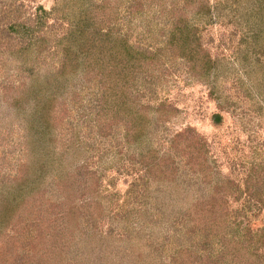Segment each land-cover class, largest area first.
<instances>
[{
    "label": "rangeland",
    "instance_id": "1",
    "mask_svg": "<svg viewBox=\"0 0 264 264\" xmlns=\"http://www.w3.org/2000/svg\"><path fill=\"white\" fill-rule=\"evenodd\" d=\"M55 1L0 0V264H188L194 259L205 264L206 248L214 254L220 250L218 238L207 232L214 227H194L183 215L208 184L190 180L192 189H178V196L169 188L155 193L164 188L157 184L143 190L144 180L135 179V174L137 152L145 144L131 143L136 144L131 145L134 156L125 149L109 150L112 145L105 137L109 119L103 115L106 103L96 78L83 83L80 74L66 76L65 90L52 104L49 153L64 157V166L54 170H64L63 178L71 176L72 186L57 190L49 176L32 189L19 178L33 173L25 164L30 158L24 151L25 140H30L25 117L29 104L20 98L21 84L33 90L46 85L61 60L59 52L48 50L62 44L56 40L66 26L56 21L55 13L34 28L32 34L41 39L38 54L28 43L30 28L38 7L49 10ZM72 1L83 6L93 0ZM129 2L111 0L110 8L118 6L122 13ZM162 2L161 12L153 5L136 12L126 30L128 43L141 54L148 53L145 48L156 51L140 60V67H130L127 94L133 108L149 113L150 141L166 149L167 140L185 127L205 141L212 179H233L237 186L227 199V228L245 237L253 249L264 234V212L259 208L264 188V37L256 33L245 39L243 32L247 26L259 29L264 0H200L205 13L193 4L184 8L183 17L197 28L198 44L225 59L209 74L212 95L204 79L190 75L179 48L166 43L169 19L178 14L169 11L171 0ZM216 96L221 100L228 96L229 103L218 108ZM214 113L220 114L218 121ZM148 139L146 135L147 144ZM151 195L168 196L160 204L162 199L156 202ZM184 246L193 250L192 256L186 257Z\"/></svg>",
    "mask_w": 264,
    "mask_h": 264
},
{
    "label": "trees",
    "instance_id": "2",
    "mask_svg": "<svg viewBox=\"0 0 264 264\" xmlns=\"http://www.w3.org/2000/svg\"><path fill=\"white\" fill-rule=\"evenodd\" d=\"M110 1L93 0L90 4L86 2L83 6L81 4L77 6L75 4L77 1L56 0L54 6L49 10L38 7L39 11L38 16L35 17V24L30 28L29 41L31 42H28L31 43L32 49L37 51V54L42 51L39 48L41 39L32 34L34 28L44 25L49 18L53 19V15L56 13L58 15L56 18L59 17L56 21L62 22L66 29L56 40L62 44H56L58 46L54 45L48 50L50 54L59 52L61 60L56 69L46 78V85L40 86L38 90H33L27 83L21 84L23 92L20 93V98L29 104V113L25 117L30 140H25L24 151L30 158L29 162L26 160L25 164L27 172L29 166H32L33 173L28 178L24 175L19 178L22 183L25 181L26 184L32 186V189L42 185L45 178L49 176L57 190L58 187L66 190L72 186L71 176L63 178L64 170L55 171L60 166H64V157L58 155L57 152L49 153L52 150V145H50L51 140L46 138L51 136L54 108L52 104L60 90H65L62 87H64L63 83L66 84L68 80L65 79L66 76L80 74L83 83L96 78L99 82L100 93L102 92V102L106 103L103 108V115L109 119L106 128L108 133L105 135L108 137L107 142L112 145L109 150L115 152L125 149L127 154L134 156L136 152L133 151L131 145L143 146V143L145 144V148L137 152L136 161L139 167L135 174V179L144 180L143 190L148 185L157 184L164 188L155 193L163 192L165 188H169L168 192L174 191L175 195L178 196V189H180L179 191L192 189L193 185L190 184V180L195 183L205 182L208 184L205 188H201L202 193L193 198L194 201H190V205L184 210L183 215V218H187V220L184 219L187 224L191 223L194 227H202L208 224L214 227V230L207 228V232L208 235L218 238L220 250L214 254L206 248L208 259L205 264H264V234H261V244L250 249L248 243L245 244L244 242L245 237L243 240L238 237L239 233L235 234L234 231L227 228L226 221L229 214L227 212V199L231 195L230 193H233L231 191L235 190L237 186L233 179H222V177L212 179L213 170L207 164L205 141L194 134L191 127H185L175 132L172 138L167 140L169 143L166 149L163 148L162 144L157 145L155 141H150L152 140L150 131L152 120L149 113L133 108L134 103L131 102L129 94H127L130 89L127 88L128 92L126 87L133 74L130 67H140L139 61L143 60L144 62L145 59L149 58V55L156 54V51L145 48L148 53H145L146 55L141 54L139 49L128 43L126 30H129L128 25L136 12L152 5L160 7V12L163 11L162 0H130L122 13L118 6L110 8L112 6ZM171 2L169 11L178 14V16L169 19L171 28L166 43L179 48L181 56L188 61L190 75L194 78L204 79L208 86V94L212 95L214 86H211L209 74L212 70L215 71L217 64L225 59L212 56L208 50L200 46L196 41L197 28L186 20V16L183 17L184 8L189 4H193L200 13H205V11L201 4L198 5L201 3L200 0H181V2L180 0H171ZM63 10L66 12L60 13ZM156 12L159 13L157 10ZM257 24H260L258 25L260 31L259 29L256 30L255 27L252 31L253 27L247 26L243 32L245 39L249 35L255 38L256 33L259 34L258 37H264V20L261 19ZM183 35L184 37L181 39L179 36ZM188 43L189 45H187ZM139 54H141L140 57ZM135 60L138 61L136 65L134 64ZM130 61L131 63H129ZM34 70V67L31 68V74ZM49 78H53L55 81H50ZM46 91H48L47 94ZM116 92H120V96H117ZM216 98L220 100L218 102L220 109L229 103L228 96L224 100H221L220 96H216ZM157 108L159 110L160 107ZM120 113H122L121 116H119ZM169 115L167 114L165 118H168ZM105 118L102 119V122L105 121L106 124ZM220 118V114H213L214 121H218ZM146 135L149 137V144L144 142ZM115 137H121L122 140H113ZM189 137L194 138V140ZM153 139L155 138L153 137ZM135 141L138 143L131 144ZM62 178L64 179L63 183L59 181ZM249 179L250 177L246 181L248 182ZM60 183L62 186L59 185ZM248 187L250 188V186ZM149 191L147 197L150 196L148 195ZM263 192L264 188L262 190L263 196L261 194L262 203L259 204V208L264 212ZM153 196L154 201L157 202L158 198H161L162 200L157 203L164 204L168 195L165 198ZM153 196L151 195L149 199H152ZM156 204H154V208L157 207ZM184 247L186 257L192 256L193 250L187 246ZM190 263L198 264V261L194 259Z\"/></svg>",
    "mask_w": 264,
    "mask_h": 264
}]
</instances>
